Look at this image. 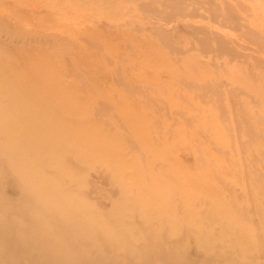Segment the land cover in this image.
I'll list each match as a JSON object with an SVG mask.
<instances>
[{"label": "rangeland", "instance_id": "374dc122", "mask_svg": "<svg viewBox=\"0 0 264 264\" xmlns=\"http://www.w3.org/2000/svg\"><path fill=\"white\" fill-rule=\"evenodd\" d=\"M0 264H264V0H0Z\"/></svg>", "mask_w": 264, "mask_h": 264}, {"label": "bare ground", "instance_id": "6f19581e", "mask_svg": "<svg viewBox=\"0 0 264 264\" xmlns=\"http://www.w3.org/2000/svg\"><path fill=\"white\" fill-rule=\"evenodd\" d=\"M90 152H87V154H89ZM49 160L47 159V158H44V159H41V160H39V161H32V165L35 167V169L36 170H38V168L40 167L41 169H43V166L45 165V163H47ZM41 169H39V170H41ZM35 170V171H36ZM80 204H82V205H85L84 204V201L83 200H81L80 201ZM80 207H81V205H80ZM84 207V206H83ZM65 208H68L67 206H65ZM85 210H87L86 208H85ZM83 213H84V211H83ZM86 213V212H85ZM88 215V214H87ZM87 215H85V216H87ZM88 217V216H87ZM91 217V216H90ZM97 217V216H96ZM95 217V218H96ZM93 218V217H92ZM95 218H93V219H95ZM91 219V218H90ZM97 219V218H96ZM99 220V219H98ZM98 220H95V221H97V222H100V223H98V224H102L101 223V221H98ZM164 223V222H163ZM5 224H7V227H9L10 226V224H11V222H10V220L9 219H7L6 221H5ZM169 224V223H168ZM165 224H163V226H164ZM101 226V225H100ZM102 226H105V225H102ZM102 226H101V229H102ZM169 226V225H168ZM95 227H99V226H95ZM106 228V226L104 227V229ZM161 228H163V230L162 231H164V227H161ZM167 228V227H166ZM100 230V229H99ZM113 230V229H112ZM112 230L110 231V232H112ZM104 231V230H103ZM114 231V230H113ZM98 232V231H97ZM99 234H100V232H99ZM116 234V233H115ZM117 234H119V233H117ZM121 234H122V232H121ZM100 236H102V238L104 237L103 235H100ZM122 237V235H116V236H114L113 238H121ZM98 238V237H97ZM101 238V237H100ZM130 237L129 236H127V237H125V240L127 241V246H129L130 247V249H131V242H130ZM102 240V239H101ZM106 240V239H105ZM106 243V241H103V243ZM108 244H109V242H108ZM107 244V245H108ZM95 245V244H94ZM102 245H104V246H106L105 244H102ZM100 247H101V245H99ZM115 248V247H114ZM116 249H114V251H115ZM117 252V251H116ZM141 255V257H144V255H143V253H140ZM115 256H117V253H115ZM146 257V256H145ZM125 258L126 257H124V260H125ZM118 259V258H117ZM146 260V259H145ZM146 262H148V261H146Z\"/></svg>", "mask_w": 264, "mask_h": 264}]
</instances>
